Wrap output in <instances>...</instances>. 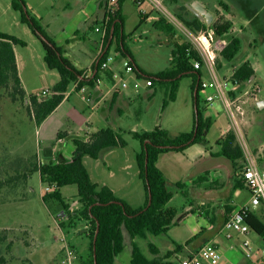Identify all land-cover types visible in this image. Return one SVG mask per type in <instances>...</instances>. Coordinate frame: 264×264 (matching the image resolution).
<instances>
[{
    "label": "rangeland",
    "instance_id": "obj_1",
    "mask_svg": "<svg viewBox=\"0 0 264 264\" xmlns=\"http://www.w3.org/2000/svg\"><path fill=\"white\" fill-rule=\"evenodd\" d=\"M24 1L27 6H31L32 11L28 9L31 15L41 17L39 23L47 34L58 37L64 32L73 33L74 30H79L80 34L86 33L89 38L95 36L92 31L88 30V26L101 14L96 5L98 0H86L89 6L83 10L78 3L81 0ZM11 2L12 0H0V32L12 35L26 44L24 47L15 46L18 74L22 87L25 88L26 97L37 95L42 98L41 94L44 90L48 91L45 96L48 97L59 79L58 74L46 67L40 42L33 36L27 25L20 23L19 14L12 9ZM67 3L72 5L71 10L64 9ZM249 3L251 9L258 15L249 26H244L240 22L234 23L233 17L228 15L223 7L218 6L219 9L215 10L213 24L218 22L231 24L228 33L223 36L227 41L234 37L235 27L240 30L245 29L239 36L241 40L239 52L231 62L219 61L220 67L217 73L220 78H230L235 69L248 61L255 69V78L252 77L247 81L244 87L246 89L259 87L258 99L264 100V0H249ZM163 5L177 18L171 1L164 2ZM208 8L213 11L212 6ZM154 11L153 9L150 13ZM124 15V33L127 37L125 43L136 64L147 73H156L167 68L174 44L189 42L188 38L175 27L171 35L161 33L158 36L156 35L158 31L149 24L142 25L134 33L133 28L137 24L138 17L130 0H127L124 6ZM212 23L210 22V27ZM233 23L234 28H232ZM70 56L72 64L77 69L87 67L88 59L73 53H70ZM109 57L111 60L107 63L119 76L117 87L127 94L129 100V105L124 109L121 119L115 122V125L123 131L122 135L127 146L106 150L96 160L84 157L83 163L92 182L111 187L119 199L124 200L133 208H138L145 201L143 184L137 176L138 170L135 162V154L139 152L140 145L128 133L152 131L158 126L167 130L171 135L191 131L195 112L191 91L193 78L191 76L182 78L175 101H168V105L163 108V102L168 100L171 90L169 84L155 83L152 90L146 89V81L136 78L134 73L126 70L124 60L115 52L114 46L110 49ZM85 73H91V69ZM203 79L206 80L207 76L203 75ZM70 90L71 87L68 91L71 94L70 102L64 104L46 124L45 132L51 133L58 130L57 127L60 128L63 123L66 126L67 123L63 122L60 117L64 114H69L73 118L76 125L69 122L68 126L75 133L85 134L77 129L78 127L86 129L84 123L87 121L90 124L89 133L105 129L108 123L101 117L100 112L91 110L88 106L91 105L90 103L81 100L76 92H70ZM207 93L202 90L198 93L199 110L204 116H210L213 121L206 141L196 145L187 153L172 152L164 156L159 166L167 178H171L173 174L171 172L172 175H170L166 167L164 168V162L179 166L178 176L184 175L187 169H190V173L197 174L201 167L204 169L214 166V162L208 157L209 151L206 148L210 147L211 151H217L214 142L219 134L225 130L227 131L222 134L228 131L234 133L222 104L219 101H215L211 106L206 103ZM255 103L256 101L250 99L245 106L246 115L242 128L246 147L244 148L236 138L243 152V158L238 162L237 168L245 166L247 158L251 156L264 169V107L259 109ZM74 108L79 111H75ZM37 128L27 114L26 106L21 102L12 103L6 98V91L0 90V230H6L8 237L7 241L0 245V257H4L5 264H63L65 256L63 246L66 245L74 252L75 258L71 264H80L88 249V225L84 220H76L74 225L68 224L66 218L64 220L57 214H52L42 202V196L47 192L46 185L41 183L38 172L32 171L34 165L38 166L41 164L39 162H44L42 153H40L42 139L37 133ZM51 145L54 146L56 152L63 151L59 156L60 161L70 159L73 152L70 140H67L65 144L50 143L49 146ZM198 150L204 154L202 162L199 160L195 162L192 159L191 154ZM205 151H207V156H205ZM197 164L198 167H195ZM169 188L175 192L170 205L177 209L178 216L182 219L168 234L148 235L146 240L136 239L147 257L151 254L148 243H153L161 251H165L171 247L170 241L174 242L173 244L188 241L201 228L209 226L206 214L201 212L203 199L195 200L197 194L187 189V192H190V199H194L188 201L176 193L177 188H171V186ZM227 191V185H224L214 194L216 193L217 199L221 200V195ZM61 192L70 205V211H76L79 208L76 200V187L67 186ZM239 193L244 196L243 202H245L246 193L243 191ZM190 208L192 210H189ZM259 216L264 220V210L259 213ZM61 222L64 226L70 225L72 228L62 229L59 225ZM124 237L125 248L116 258L115 264H129L131 240L125 231ZM8 243H11L10 247H6ZM252 248L256 247L253 245Z\"/></svg>",
    "mask_w": 264,
    "mask_h": 264
},
{
    "label": "trees",
    "instance_id": "obj_2",
    "mask_svg": "<svg viewBox=\"0 0 264 264\" xmlns=\"http://www.w3.org/2000/svg\"><path fill=\"white\" fill-rule=\"evenodd\" d=\"M124 1L118 0L116 12L108 23V33L102 52L92 66L90 77L85 78V71L77 69L64 55L63 49L48 37L39 20L30 14L25 1L12 0L11 7L19 14L20 23L27 25L33 36L40 42L44 51L43 61L46 67L56 71L59 79L52 87L48 97L40 98L37 95H30L27 98L18 74L14 52L15 46L24 47L26 44L12 35L0 32V90L6 91V98L12 103L21 102L22 105H25L27 114L39 127L62 103L70 87L75 84H78V87L83 85L93 87L98 82L101 72L106 73L108 78H112V74L101 67L107 63L113 45H115V52L128 63L135 77L148 82V87H153L155 83H167L171 86L168 100L163 102V108L168 105V101H175L180 80L190 76L193 78L191 91L195 112L191 131L171 135L167 130L158 126L152 131L128 133L140 145L139 152L135 154V162L138 168V178L143 184L145 194V201L141 207L133 208L124 200L116 197L108 186L92 182L83 163L84 157L96 160L106 150L125 148L127 142L123 138L122 130L108 127L98 130L87 139L59 132L57 139L67 138L72 143L74 148L72 157L66 161L59 159L54 161L51 155V145L42 151L44 162L38 167L34 165L32 169V171L38 172L41 183L49 188L43 194L42 202L52 214H57L64 220L66 218L68 224L74 225L76 220H84L87 223L88 249L80 264H115L116 258L125 248L124 231L131 240L129 264H172L169 260L180 254L183 246L175 244L173 250L158 257L157 247L148 243V249L154 256L149 259L136 242V239L146 240L148 235H165L180 220L177 209L170 205L175 192L169 188L167 179L157 167V162L162 154L184 152L192 145L205 143L213 121L210 117H204L198 108L201 74L193 68L192 61L200 58L194 47L189 42L174 44L170 64L167 68L151 74L145 72L135 63L131 51L125 43L127 37L124 33L122 14ZM221 6L227 11L225 5ZM176 16L185 27L192 31H199L207 27L196 17L192 21H187L179 14ZM139 18L137 27L143 24L146 16L139 13ZM99 24L100 22L96 23V25ZM211 25L216 37H223L231 28V24L228 23L218 22ZM153 28L166 35H171L174 32V27L161 15L153 23ZM228 41L227 47L217 60V68L220 67L219 61L221 60L227 63L231 62L241 48L239 38L232 37ZM253 76L252 65L245 61L233 71L231 77L239 83H245ZM216 144L219 147L218 155L229 160L234 167L243 158V152L232 131L222 135ZM67 186H75L77 189L76 200L79 208L74 212L70 211V205L61 193V189ZM243 186V181L239 178L236 179L235 189ZM175 187L181 190V194L186 197L185 192L182 191V184L177 183ZM246 220L252 231L264 241V220L259 214L251 211ZM59 225L64 230L67 227L72 228L70 225L64 226L62 222ZM201 234L202 231L186 241L185 245L195 241ZM7 238L6 230H0V245L5 243ZM10 244L8 243L6 247H10ZM0 264H5L4 257H0Z\"/></svg>",
    "mask_w": 264,
    "mask_h": 264
},
{
    "label": "crops",
    "instance_id": "obj_3",
    "mask_svg": "<svg viewBox=\"0 0 264 264\" xmlns=\"http://www.w3.org/2000/svg\"><path fill=\"white\" fill-rule=\"evenodd\" d=\"M85 1L86 0H81L78 2L80 7L82 8V10L86 9L89 6L88 1H90V0H88L87 3ZM166 1L168 2V0H166ZM126 2H127V0L124 1L123 6H122V14L124 17V22H125L124 6H125ZM131 4H132L134 12L137 14V17H138L137 24L133 28L134 33L137 32L142 25L145 26L146 24H149L150 26H153V23L156 22L160 16V14L157 11L156 12L154 11V13H150L151 11H153V8L150 4L145 3V4H143L142 9H144L146 13L142 14V15H145L146 19L144 20V22L141 26L137 27L139 20H140V18H139L140 11H139V8L135 4H133L132 2H131ZM171 4L174 5L176 13L179 14L180 16H182L187 21L194 20L195 17L197 19H199L192 12L191 8L196 4L201 5L205 10H207L212 15V19L209 21V23H207L205 20L199 19L201 22H205L206 25H209L210 22L211 23L214 22L215 10L219 9L218 6L223 7L221 5H225L227 7V11L226 10H224V11L228 15L233 17L232 19H233L234 23L240 22V23H243L244 26H249L258 17L257 12L253 11L251 9V7L249 5L250 4L249 0H242V1H240V0L239 1L238 0H184V1L183 0H171ZM96 5H97V8L101 11V14H100V16H98L97 18L92 20L88 26V30L90 32L92 31L93 34L95 35V36H93V38H89L86 33L80 34L79 30H74L73 33H65L64 32L61 36H58V37H55V36H52L51 34L46 33L48 35V37H50L57 46H59L63 49L64 55L69 60L71 57L70 53H73L74 55H78L79 57H83L85 59H88L87 67L81 69V70H84L85 72L92 69L93 64L95 63L97 57L101 54L102 49H103V47H101L99 45L100 35L98 33H96L94 29L97 26L96 23H99L100 20L105 15L106 0H98L96 2ZM26 6H27V4H26ZM208 6L209 7L212 6V10L214 12L210 11ZM27 9L31 10L32 8L30 5H28ZM64 9L71 10L72 5L67 3V4H65ZM35 17L39 21L41 20V17L39 15H36ZM234 23H233L232 28L235 27ZM244 30H245L244 28H242L240 30V29H236V27H235L233 30L234 37L239 38L240 34ZM147 33H148V30L146 29V34ZM160 34H161V32L158 31L156 35L159 36ZM113 46H114V50H115V45H113ZM14 52H15V48H14ZM109 56H110V52H109ZM15 58H16V53H15ZM16 63H17V61H16ZM71 63H72V61H71ZM252 67H253V65H252ZM106 69H107V72H110L112 74V78H108L106 76V73H104V72H101L99 74L98 82L96 84H94L93 87H89V89H88V95L91 98V103H90L91 105H88V106L91 110H96V111L100 112L101 117L104 119L105 122L108 123L107 124L108 126L106 128L110 127L113 129L121 130V128H119L117 125H115V122L118 121L119 119H121V116L124 112V109L127 108V106L129 105V100H128L127 94L125 92L119 90V88L117 87V85H118L117 82L119 81V78H118L119 76L116 75V73L114 72V69L112 67H110L108 63H107ZM253 70L255 72L254 67H253ZM253 77L255 78V75ZM21 84H22V82H21ZM23 89L25 91L24 87H23ZM146 89L152 90L153 87H148V85H147ZM70 92H74L73 87H71ZM153 94L154 93L152 92L151 95H153ZM70 96H71V94H69V92H67L62 103L37 128V133L40 136V138L42 139V142H41L42 143V146H41L42 150L40 153H42L44 148L49 147L50 143H53V145H54V143H57L60 145L66 143V141L68 140L67 138L57 139V134L59 132H64L69 136L70 135L71 136H77V137H81V138H85V139H87L91 134L95 133V132L89 133L90 124H88V121L84 123L86 126V129H83L81 127H78V129H77V131L84 132L85 134H78L77 132L75 133L68 126L69 122L76 125L75 122H73V118L69 114H64L63 116H60L62 121L67 123L66 126H64V123H63L60 128L57 127L58 130H55L51 133L45 132L46 129H44V128L46 127V124L52 120L54 115L57 114V112L60 110V108L64 104L70 102ZM260 101H264V100L259 98V100H257L255 104L257 105ZM74 110L79 111V110H76L75 108H74ZM204 117H210V116H204ZM225 131H227V130H225ZM225 131H223L222 133H224ZM222 133H220L218 138L215 139L214 143L216 146H217L216 141L222 135H224ZM207 136H208V134H207ZM207 136H206V138H207ZM196 145H199V144H195V145L188 147L186 150H184V152H174V153H180V154L187 153ZM53 147L54 146H52L51 155H52V159L54 161H56L59 159V156L61 155V153L63 151L59 150L58 152H56V150H54ZM209 148L210 147L206 148V150L209 151L208 157L210 158V160H212L214 162V166H211L209 168H204V169H203V167H201L197 171V174L192 173V172L190 173L189 172L190 169L189 170L187 169L184 172L185 173L184 175L178 176L179 175L178 172L180 171L179 166L172 164L170 162H167V163L164 162L163 163L164 168L166 167V170L170 173V175L173 174L171 176V178H167L165 172L160 168L159 163H160V160L162 158H164V156H166L168 153H172V152L162 154L159 157L158 162H157V167L163 172L165 178L167 179L168 185L171 186V188L172 187L176 188L175 184H177V183L182 184L183 185L182 191L185 192L186 197L181 194V192H180L181 190H179V189H177L178 191L176 193H179L181 196L186 198L188 201L189 200L193 201L194 199H190V197H189L190 192L189 193L187 192V189H188V191L191 190L192 193L195 192L197 194V196H195V200L196 199L199 200V198L203 199L202 200L203 203L201 204V212L203 211L206 214L205 217H206V220H207L209 226L207 228H201L200 231H202V234L199 235L197 237V239L195 241L191 242L190 244L185 245L186 241L179 242L178 245L183 246V249H182L180 255H182V256L191 255V254L199 251L205 243H207L209 241H213L216 244V246L218 247L219 253H220V258H219L218 264H257L256 257H254L253 259H247L245 257V253H244V250L241 246V241H240L239 237H235L234 239L227 241L219 233V231H220L223 223L227 219L228 215L231 212L239 209L241 206L247 204V202L249 201V192L245 186H243L242 188L235 189V181H236V179L239 178L238 173H240V171L242 170L244 165L241 168H237L236 167L238 164L237 163L234 167V165L229 160L218 155V152H219L218 146H217L218 150L214 151V152L211 151V148L209 150ZM254 149H256L255 146H254ZM73 151H74V148H73ZM207 151H205V153H206L205 156H207ZM72 154H73V152H72ZM72 154H71V157H72ZM191 156L195 162H197L198 160H199V162H202L201 160H203L202 158L204 157V154L198 150V151H194L191 154ZM22 159L27 160L26 158H22ZM39 163L42 164L43 162H39ZM198 164L195 165V167H198ZM260 168L263 169L261 166H260ZM137 170H138V168H137ZM171 172H172V174H171ZM137 176H138V173H137ZM220 181H222V182H220ZM224 185H227L228 191L225 192L224 195H221V197L219 196L221 200H218L217 194L216 193L214 194V192L216 190L221 189ZM109 188L112 190L111 187H109ZM240 191H243L246 193L245 196H247V198H246L245 202H243L244 196H242L240 193L238 194V192H240ZM112 192H113V190H112ZM114 195H115V193H114ZM144 196H145V194H144ZM189 210H192V209L190 208ZM262 211L263 210H257L254 212L259 214ZM180 219H182V217H180ZM172 228H170L168 230V232H170ZM168 232H167V234H168ZM250 239L252 242V246L254 245L256 247V248H254V250H257L258 248H260L264 245V241H262V239L260 237H257L256 234L251 235ZM257 240H259V241H257ZM170 243H171V247H169V249H167L165 251H161L160 248L155 245L157 247V249L159 250L158 257L163 256V254L166 253L167 251L173 250L175 244H173L174 242H172V241H170ZM153 257L154 256L150 254V257H147V258L152 259Z\"/></svg>",
    "mask_w": 264,
    "mask_h": 264
},
{
    "label": "built area",
    "instance_id": "obj_4",
    "mask_svg": "<svg viewBox=\"0 0 264 264\" xmlns=\"http://www.w3.org/2000/svg\"><path fill=\"white\" fill-rule=\"evenodd\" d=\"M130 1L139 8L141 14L146 13L142 9L143 4H150L169 24L179 29L188 38L200 58L199 60L192 61V66L201 74L200 90L208 92L205 97L206 103L211 106L215 101H219L222 104L232 124L237 140L245 148L246 141L242 128L246 115L245 106L250 99L254 101L259 100L260 88L255 86L246 89L244 87L246 82L239 83L232 77L220 78L218 76L217 60L221 52L227 47L229 41L223 37H216L213 28L209 25L199 31L188 29L163 5L164 2H167L166 0ZM117 4L118 0H106L104 18L94 29L100 35L99 45L101 47L104 45L108 33V23L116 12ZM110 60L111 58L109 57L108 61ZM124 64L126 70L132 72L126 61H124ZM101 68L106 69L107 63L103 64ZM90 75L91 73H85L84 77L88 78ZM203 75L207 76L206 80L203 79ZM146 83L149 85L148 82ZM88 89L89 87L87 85L81 87H78V84L73 85V91L80 96V99L86 103H91ZM47 94L48 91L44 90L41 96L45 97ZM239 179L243 181L244 186L249 192V201L228 215L219 233L227 241L239 237L245 257L247 259L256 257L257 264H264V245L257 250L252 248L250 236L255 235V233L246 220L249 212L264 210V170L250 156L247 158L246 165L239 173ZM46 190L48 191L49 188L46 187ZM63 250L65 256L62 263L71 264L75 258L73 250L66 245L63 246ZM219 258L220 253L218 247L213 241H209L199 251L188 256L178 254L171 258L169 262L172 264H218Z\"/></svg>",
    "mask_w": 264,
    "mask_h": 264
},
{
    "label": "water",
    "instance_id": "obj_5",
    "mask_svg": "<svg viewBox=\"0 0 264 264\" xmlns=\"http://www.w3.org/2000/svg\"><path fill=\"white\" fill-rule=\"evenodd\" d=\"M191 10L200 20H205L207 23H209V21L212 19V15L199 4L194 5ZM257 107L262 109L264 107V101H260L257 104ZM96 234L97 230L95 232V237Z\"/></svg>",
    "mask_w": 264,
    "mask_h": 264
}]
</instances>
